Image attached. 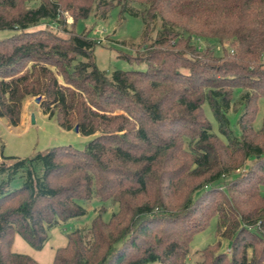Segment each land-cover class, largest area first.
<instances>
[{
  "label": "trees",
  "instance_id": "16d2710c",
  "mask_svg": "<svg viewBox=\"0 0 264 264\" xmlns=\"http://www.w3.org/2000/svg\"><path fill=\"white\" fill-rule=\"evenodd\" d=\"M36 1L0 0V29L13 30L0 37V117L19 123L25 98L40 95L61 127L93 137L83 148L54 145L0 163V264H41L12 249L14 235L41 248L48 229L83 214L92 197L116 209L104 219L102 207L86 233L68 232L52 264H189L190 239L214 216L217 239L202 247L200 264H264V108L255 126L264 0ZM114 7L140 18L145 36L156 27L132 56L143 68L108 73L95 62L97 41L66 26V14L73 27ZM185 134L197 138L194 166L168 167ZM225 237L229 251L220 249Z\"/></svg>",
  "mask_w": 264,
  "mask_h": 264
},
{
  "label": "rangeland",
  "instance_id": "374dc122",
  "mask_svg": "<svg viewBox=\"0 0 264 264\" xmlns=\"http://www.w3.org/2000/svg\"><path fill=\"white\" fill-rule=\"evenodd\" d=\"M36 2V0H27V3L32 5H35ZM66 19V26L69 30L79 33L85 31L97 41L94 45V56L99 68L110 73L116 68H143L145 66L144 62L136 61L132 56L138 52H142L145 46L152 41L155 37L156 27L149 31L146 36L143 35V25L140 18L131 15H125L120 18L118 7L110 9L106 18L95 17L91 13L86 18L78 19L73 27L70 24L72 20L71 16L66 14ZM49 25L57 29L55 24L51 23ZM49 25L47 23L42 24V26L46 27H49ZM12 31L7 28L0 29V37L9 35ZM59 33L67 36V32L59 30ZM196 43L202 46L204 40L202 38L196 39ZM215 45V53L222 54L221 46L217 43ZM34 97L27 96L25 100L29 99L30 103L27 104L26 101H23L24 104H22V112L23 107H25V110L30 114L29 119L20 120L19 123L13 125L9 124L4 117H0V163L3 161L12 162L13 158L11 156L30 157L37 151H43L54 145H71L75 148H83L93 137L91 134L85 135L72 128L65 129L61 127L55 117H49L42 111L40 100L36 102L34 101ZM258 104L259 107L255 117L256 127L261 125L264 96L259 98ZM204 107L209 120L212 122L214 132H217L223 138V135L218 132L217 121L206 105ZM31 114L34 115V122L31 121ZM238 130L237 128L236 131ZM196 141V137L192 138L189 135H183L179 147L172 151L170 159L165 162L167 166L180 170H184L185 168L191 169L194 166L191 161V154L194 152L193 145L191 144H194ZM218 143L220 145V141ZM222 143L224 144L223 141ZM248 161L252 162L250 159L244 160L240 167L236 165V167L230 169L229 174L243 171L244 167H246L245 163H249ZM2 177L3 173H0V180ZM21 181L22 179L17 175L11 180L10 185L11 187L19 186ZM260 189L264 193V183L260 185ZM81 204L85 208V212L50 227L48 229V236L41 248L32 247L19 233H16L12 249L31 255L41 264H52L55 249L66 243L68 232L75 228H80L86 233L92 218L97 212H100L99 210L102 207L101 212L104 219H108L112 211L116 209V205L109 204L108 201H101L96 197L81 201ZM215 229L216 217L214 216L209 220L208 225L204 229L193 234L184 258L187 263L200 264L202 247L216 242ZM85 237L89 238V235L87 234ZM227 247H230V240L226 237L221 238L220 249L225 251ZM152 264H160V262L156 261Z\"/></svg>",
  "mask_w": 264,
  "mask_h": 264
},
{
  "label": "crops",
  "instance_id": "0c3cea01",
  "mask_svg": "<svg viewBox=\"0 0 264 264\" xmlns=\"http://www.w3.org/2000/svg\"><path fill=\"white\" fill-rule=\"evenodd\" d=\"M25 101L27 102V104L30 103L29 99L24 100V102ZM24 102H23V104H24ZM29 117H30V114L25 110V107H23V112H22V115H21V120L29 119Z\"/></svg>",
  "mask_w": 264,
  "mask_h": 264
},
{
  "label": "water",
  "instance_id": "95a60500",
  "mask_svg": "<svg viewBox=\"0 0 264 264\" xmlns=\"http://www.w3.org/2000/svg\"><path fill=\"white\" fill-rule=\"evenodd\" d=\"M40 98H41L40 95H36V96L34 97V101L39 102ZM31 121L34 122V115H33V114H31ZM72 129L75 130V131H77V130H78L77 125H74V126L72 127Z\"/></svg>",
  "mask_w": 264,
  "mask_h": 264
},
{
  "label": "built area",
  "instance_id": "2783aa9c",
  "mask_svg": "<svg viewBox=\"0 0 264 264\" xmlns=\"http://www.w3.org/2000/svg\"><path fill=\"white\" fill-rule=\"evenodd\" d=\"M227 251H229V248L227 247Z\"/></svg>",
  "mask_w": 264,
  "mask_h": 264
}]
</instances>
